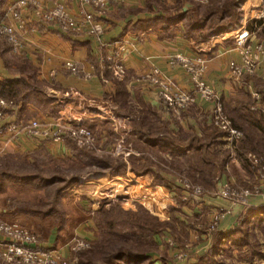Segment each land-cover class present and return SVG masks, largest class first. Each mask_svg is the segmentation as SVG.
Here are the masks:
<instances>
[{"label":"crops","instance_id":"obj_1","mask_svg":"<svg viewBox=\"0 0 264 264\" xmlns=\"http://www.w3.org/2000/svg\"><path fill=\"white\" fill-rule=\"evenodd\" d=\"M16 1L0 0V17L6 16L9 7ZM52 1L50 0L48 6L53 5ZM147 1L110 0L109 10L102 16H98L106 27L103 43L84 33H63L57 25L41 23L32 11H25L27 26L19 31L24 44L23 50L17 53L18 56H15L7 43V47H0V81L25 78L30 82L31 76L28 70L30 67H18L27 66L28 61L35 68L36 79L40 83L39 99L33 98L25 104L18 101L17 109L10 110L6 120L11 122L34 118L49 125L60 122L85 125L86 120L90 122L98 119L109 121L108 119L124 117L129 123V118L120 114L121 111L113 97L117 88L113 78L125 76H117L118 74L114 69L115 64L107 59L109 55L115 53L116 55L118 53L117 60L127 71L129 80L126 87L130 97L159 108L162 118L171 122L170 128L172 130H177V126L174 124V119H176L185 131L194 132L198 135L204 134V131L211 132L210 121L214 106L211 101L205 100L196 93V101L176 116L173 110L157 95V89L154 85L137 80L139 76L141 77L157 67L164 76L174 78L185 91L195 93L196 84L191 79L192 74L185 64L175 59L177 55L191 61L195 67L199 66L197 64L198 59L207 60L203 76L221 97L222 103L231 97H243L248 93L251 95L252 87L259 91L255 86L253 77L256 76L264 82V57L255 74L249 75L251 83L249 86L242 83L244 79L242 81L236 80L229 70V63L232 60H241V54L235 46L234 32L213 35L207 41L197 43L186 38L181 27H178L174 33V38L162 37L163 30L159 24H140L141 20L157 14L165 15L163 10L158 11L156 2L148 7ZM165 2L166 5H169L172 4L173 0H165ZM68 7L74 15H77L82 5L79 0H68ZM190 7L192 4L186 2L184 9ZM87 9L95 10L90 6ZM122 11L126 13H122ZM248 18L246 14V20ZM8 20L13 21L11 18ZM141 33L144 36L139 41L135 36ZM259 40L254 37V43H258ZM15 57L16 61L14 60ZM68 60L74 61L80 66L81 75L70 73L65 68L64 63ZM103 61L106 67H99L97 70L93 66L92 62L96 65H102ZM259 92L264 96V87ZM131 130L132 128L129 127L127 134ZM223 146L232 149L235 154L228 164V173L220 177V182L231 181L243 185V183L248 184L249 181H253V174L244 157L236 149V145L233 146L226 139ZM41 149H46L52 156H57V153H63L65 157L71 155V150L65 140L55 141L45 136L29 137L24 134L19 136L7 134L0 137V150L31 155V153ZM137 154L140 153L137 152ZM107 174L92 172L82 177V181L85 180V183H89L88 185L91 187L88 196L92 200H95V195L92 192L96 190V187L97 190L99 188L109 190L107 195L111 193V190H117L122 195L121 192L125 193L127 192L126 188L129 189L127 180L132 183V192L136 189L137 177L134 172L128 171L124 175L116 176H112L111 173ZM104 198H107L106 195ZM202 203L206 210L221 207L230 210L219 226V230L226 233L235 229L244 217L240 219L243 212L248 211V216L251 213L252 219L264 214V193L253 198L248 209L235 206L229 200L218 196L205 195L202 198ZM100 209L99 205L93 207L94 211ZM183 211L188 216L198 215L194 208L185 207ZM166 237L167 234L156 235L159 248L161 247L162 250L168 247L166 242L163 243L167 239ZM229 238L232 239L233 237L230 236ZM230 239L224 244L223 254L220 255V258L226 261L224 264H264L262 258H255V256L248 258L241 255L240 250L233 247L234 241L231 244ZM0 240H4V238L0 236ZM41 243L45 248L57 250L53 247L55 242L50 243L48 239L42 238ZM193 245V254L176 264L195 263L196 256L203 254L211 246V243L202 239L201 242ZM242 246H244L242 253H245L247 248L245 244ZM60 251L62 255L66 252L64 247L60 248ZM166 252L174 254V249L166 248ZM158 260L163 264L164 259L160 257Z\"/></svg>","mask_w":264,"mask_h":264},{"label":"rangeland","instance_id":"obj_2","mask_svg":"<svg viewBox=\"0 0 264 264\" xmlns=\"http://www.w3.org/2000/svg\"><path fill=\"white\" fill-rule=\"evenodd\" d=\"M248 2L249 0H245L243 3L240 4L241 9L243 11L242 18L244 22L242 21V24L240 23L239 25L233 26L231 28V31L235 33L234 35H236L242 27H247L250 31L254 32L253 34L255 39H260L258 43H264V0H251L249 3ZM246 14L249 17L247 20ZM260 21H263V23L259 24ZM259 33L262 34L263 38H259ZM143 36L144 34L141 33L140 35H136L135 37L140 41ZM6 43L7 42L4 39L0 38L1 48L7 47ZM7 44L9 45V47H11L9 43ZM13 54L15 56H18L17 53ZM179 57L184 59V61H182ZM175 59L177 61L180 59L183 64L194 66L191 61L187 60L181 55H177ZM202 59L203 63L198 62L197 64H199V66L196 67L197 69L200 68V65L206 67L207 60L204 58ZM14 60L16 61V57L14 58ZM261 60L257 63V67L259 66ZM92 63L94 64V67H106L104 61L102 65H96L94 62ZM68 71L72 73L69 69ZM126 72L127 71L125 69L124 73H117V76H124ZM255 72L252 74H255ZM81 74L82 69L80 68V73L75 75ZM249 75L250 73H247L241 78L240 81L244 79V81H242L244 85H251L249 81ZM166 78L171 79L174 83L177 84L178 87L181 88L180 84L174 78H170L168 76H166ZM203 79L206 81L204 76ZM192 81L194 80L192 79ZM142 82L146 83V81ZM35 84L38 87L40 86V83L35 82ZM156 89V93L157 95H159L158 88ZM252 91L259 92L256 91V89L253 87ZM196 93H198L197 89L196 92L193 94L197 96ZM251 99L253 108L254 98L252 93ZM162 100L164 101L163 98ZM193 103H191L190 105H192ZM190 105H188L185 109H187ZM168 107L173 110V113L176 116L180 115L182 110H185H177L176 107L171 106ZM120 114L123 115V113L121 112ZM108 120L109 121L99 119L94 120L92 126H90V124H85L84 126L89 127L90 130L93 131V144H82L77 141L78 144L85 146L87 149L93 151L98 156H110V158L115 161H123L125 159H128L131 153L137 154V152H139L136 148L138 143H136V141L130 138L129 134H127V132L129 131V127L131 128L129 123H127V120L124 117H116ZM210 124V127L218 128L213 125L211 121ZM220 136L222 139V147L219 148L217 157L219 160L222 159L220 160V162H223L224 160L226 164V173L223 174H227L228 164L234 157L235 153H233L232 149L223 146L224 140L227 139L233 144V146H235L239 140L231 141L224 132H221ZM44 150L46 151V149ZM17 153L18 154H16L15 151L10 152L8 150H0V157H2V159L0 160V218L10 222L17 221L22 225L26 226L35 234H37L41 239H48L50 243L55 242L56 244L54 243L53 247L59 251L60 248L64 247L66 252L63 253V256L71 259H76L75 264H82V262L88 259V252L102 237V235L104 238L110 237L112 239L108 240L109 246L105 247L106 250H109L110 248L115 247L112 246L113 243L118 240L119 236L122 235L124 231H126L127 229H130L132 231L133 227H129L127 226V224H147L149 220H152L153 216H157V214H159L160 216H158L161 219H164L165 222V219L169 220L171 224L168 225L167 223L166 228L161 233L157 234L162 236L167 234V239H165L163 243L166 242V245L168 247H165V250H162L161 247L159 248L160 245L156 244L158 246V250L156 249V251L154 252H149V254L154 258L156 264H161V262L158 260L160 257L161 259H164L163 264H176L177 262H180L175 256L176 251L174 252V254L172 252L168 254L166 252V248L175 249V247H184L186 243L196 244L201 242L202 239H205L212 245L215 233L219 231V227L215 230H210L209 227L212 212L217 208L206 210L202 203V198L205 195L215 197L217 190L221 187L222 184L226 183L220 182V177L222 175L220 172L217 173V169H215L214 175L218 174L221 176L213 180V184L204 183L200 174H196L195 176H193V174H190L185 168H177V164L175 163L176 161L174 159L178 158H173L172 161V159H170L171 156L169 154L146 151L145 155L150 156L157 164L154 167L155 171H158L162 177L166 178L168 183H171L173 187V190L171 191L170 195L174 200L173 208L175 209L170 211L169 209L171 206H169L163 211L160 206H157V210L154 211L157 213L155 215L151 212L152 207L149 203H147V201L137 200L136 191L138 189V184L134 192H132V183L127 180L126 182L129 185V189H131L129 190L126 188L127 192H121L123 193L122 195H120L117 190H111V193L107 195L109 190H106L104 188H99V190H97L98 188L96 187V190L92 192L93 195H95V200H92L88 196V191L91 189V187H89V183H85V180L82 181V177L85 174L92 172H102L106 174L111 173L112 176H116L118 174H113L111 171L107 170H96L92 168L93 166H79L77 164H72L71 162H63L61 160L62 158H65L63 153H57V156H54L56 157L55 161L51 162L49 165L43 163L41 160L36 162L34 157L32 155H29V153ZM239 153L246 160L249 170L253 174V181H249L248 184L243 183V185H239V183L233 182V185L238 189L249 188L252 191V200L253 198L264 193V180L261 181L260 176L256 175L251 169V166L249 165L248 155L252 154L260 157L261 162H264V155L262 153L253 152H249L245 155L242 154L240 151ZM178 160L183 161L185 165H190L192 162L198 161V158L196 154H190L188 158L179 155ZM34 175L37 177L22 178ZM186 182L200 186L203 189V195L200 197V204H197L196 202L192 203L189 201H185L183 199V187L184 183ZM141 193L145 192L142 191ZM141 193H139V195H141ZM104 195H106L107 198H104ZM146 196L151 197L148 193L146 194ZM95 205H99L101 209L94 211L93 207ZM116 205H122L128 209L131 208L130 216L127 215L123 218L116 219V222H118L117 227H113L111 225V223L113 222V216H108L107 219L105 218L107 222L102 221L101 226L103 229L101 228L100 230L99 225L95 220L97 212L107 211L112 207H115ZM237 206L244 209H248L251 206V202L247 206ZM185 207H189L190 209L194 208L195 212L198 215L188 216L183 211ZM248 213V211L242 213L240 219L243 216L244 217L240 220L239 224L235 227V229L232 230L233 232L230 235L233 238L230 239L229 236L225 240V243L230 239L231 244L234 241L233 247L238 248L240 250L241 255H244L248 258H252L255 256V258L258 257L264 259V214L259 215L256 219H252V214L250 213V215L248 216ZM133 215H136L134 216L136 217L135 219L131 217ZM102 231H104L103 234ZM78 239H84L86 242H88V246H86L85 248H81L79 251H74L72 248L75 244H77ZM155 241L157 242L156 236ZM244 244L247 249L245 253H242V249L244 247L242 245ZM135 247V250H149L151 248L149 245L145 246L143 243L140 242H137ZM223 250L224 247L220 251V255L221 253L223 254ZM94 261L98 263L95 258ZM220 261V264L226 263V261ZM99 262H102V260H99Z\"/></svg>","mask_w":264,"mask_h":264},{"label":"trees","instance_id":"obj_3","mask_svg":"<svg viewBox=\"0 0 264 264\" xmlns=\"http://www.w3.org/2000/svg\"><path fill=\"white\" fill-rule=\"evenodd\" d=\"M244 1L173 0L172 4L166 5L165 0H148V7L153 2H156L158 11L163 10L165 15L157 14L151 18L141 20L140 24H159L163 30L162 37L171 39L174 38L177 28L181 27L186 38L201 43L207 41L213 35L230 32L233 26L240 24L243 17L240 4ZM186 2L192 4V7L184 9ZM122 13L126 12L122 11ZM261 23L263 21L259 22V24ZM258 36L263 38L264 35L262 36L259 33ZM22 67H30L28 70L30 71L31 81L28 82L25 78L0 81V96L14 99L16 102L22 101L25 104L33 98L39 99V87L35 84V82L38 83L35 68L28 61L27 66L23 65ZM95 68L99 70L98 66H95ZM106 70L108 71V69ZM113 79L117 86L113 95L114 100L120 111L129 118L128 121L132 128L129 132V137L138 143L135 146L140 155L131 153L128 159L115 161L110 156L96 155L85 146L78 144L77 140L68 136L65 142L71 150V155L62 158L63 162H71L79 166H93L92 168L96 170H107L118 175H124L128 171L134 172L138 184L136 191L137 200L147 201L152 207L151 212L155 215L157 213L154 211L157 210V206H160L163 211L169 206H171L170 211L175 209L173 208L174 200L170 195L173 187L166 178L162 177L158 171H155L154 167L157 164L150 156L145 155L146 151L169 154L172 161L173 158L179 159V155L188 158L190 154H196L198 161L192 162L190 165H185L183 161L178 159L174 160L178 165H176L177 168H185L193 176L200 174L204 183L213 184V180L226 173L224 160L220 162L222 159L219 160L217 157L219 148L222 147L220 136L221 132H223L222 130L211 127V132L204 131V134L198 135L194 132L185 131L176 119H174V124L177 126V130H172L170 128L171 122L162 118L159 108L130 97L126 87L129 80L127 72L123 78L114 77ZM253 79L257 90L262 91L264 82L256 76ZM223 107L234 125L243 132L242 139L236 143L237 149L244 155L249 152L262 153L264 155V111L252 108L251 95L248 93L243 97H231L228 101H223ZM92 123L89 120L85 121V124H90V126H92ZM31 155L36 162L41 160L48 165L54 162L56 158L44 149L31 153ZM1 159L2 157H0ZM215 169L221 175H214ZM36 177L34 175L22 178ZM142 191L145 193H141ZM147 193L151 197H147ZM130 212L131 208L128 209L122 205H116L107 211L97 212L95 220L101 230L102 221L107 222L108 216L112 215L113 222L111 225L117 227L118 222H116V219L127 215L130 216ZM158 215L153 216V219L149 220L147 224H127L129 227H133L132 231L130 229L124 231L118 240L113 243L112 246L115 247L109 250H106L105 247L109 246L108 240L112 239L110 237L104 238L102 235L88 252V259L82 264H156L149 252L156 251L158 247L155 236L166 228L167 223L168 225L171 224L169 220L165 219V222ZM134 216L136 215L131 217L135 219L136 217ZM232 232L217 231L212 245L203 254L196 256L195 263L190 264H220V260H222L220 251L224 247L225 240ZM103 233L104 231H102ZM137 242L143 243L145 246L149 245L154 249L135 250ZM94 258L98 263L94 261ZM99 260H102V262H99Z\"/></svg>","mask_w":264,"mask_h":264},{"label":"built area","instance_id":"obj_4","mask_svg":"<svg viewBox=\"0 0 264 264\" xmlns=\"http://www.w3.org/2000/svg\"><path fill=\"white\" fill-rule=\"evenodd\" d=\"M50 0H17L9 7L8 13L0 17V38L11 45L14 53H20L23 50V41L20 37V29H25L27 19L24 16L25 11H32L44 24H55L63 33H84L96 38L103 43V36L106 27L103 21L98 17L109 10L110 0H79L82 7L77 15H74L69 7L68 0H53L52 6H48ZM93 7L95 10H88L87 7ZM11 18L13 21L8 20ZM254 32L247 27H242L235 35V46L241 54V60H232L230 62V71L236 80L247 73H254L257 69V63L264 57V43H254ZM116 55H109L107 58L115 64L116 73L122 74L125 68L117 60ZM180 56V55H178ZM182 61L181 57H179ZM179 59V60H180ZM180 60V61H181ZM198 62L203 63V59ZM64 66L72 73H80V66L71 60L64 63ZM94 66V65H93ZM188 71L192 74V79L197 84L196 89L199 95L205 100L213 103L211 123L222 130L231 141L242 139L243 132L237 128L232 119L228 117L223 109L221 99L203 79L204 66L200 65L197 69L192 65H186ZM137 80L151 83L158 88L159 96L164 99L168 106L176 107L177 110L185 109L188 105L196 101V95L178 87L171 79L162 75L161 71L154 67L152 71L142 75ZM251 88V87H250ZM253 101L255 109L264 111V96L259 92H253ZM18 103L14 99L0 96V137L3 135H27L29 137L45 136L55 141H63L66 137H72L82 144H93V131L84 125L69 124L66 122L46 124L38 119L20 120L8 122L10 110H15ZM249 165L254 173L264 180V162L261 158L249 154ZM203 195V189L200 186L189 182L184 183L183 199L189 202L200 204V197ZM216 196L229 200L235 206H247L251 202L252 191L248 188L238 189L233 182H226L217 190ZM230 212L229 209L217 208L212 212L210 219V230L219 227L223 218ZM0 264H75L76 259L64 257L58 250L45 248L40 237L17 221H6L0 218ZM169 242V241H168ZM88 246L84 239H78L77 244L73 246L74 251ZM175 256L179 261L186 260L193 254L194 245L186 243L184 247H175Z\"/></svg>","mask_w":264,"mask_h":264}]
</instances>
